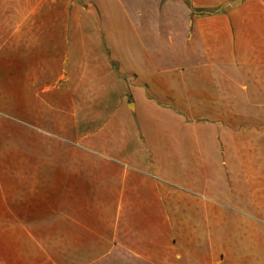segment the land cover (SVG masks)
<instances>
[{
  "label": "crops",
  "instance_id": "1",
  "mask_svg": "<svg viewBox=\"0 0 264 264\" xmlns=\"http://www.w3.org/2000/svg\"><path fill=\"white\" fill-rule=\"evenodd\" d=\"M27 1L0 0V264H264V0Z\"/></svg>",
  "mask_w": 264,
  "mask_h": 264
},
{
  "label": "rangeland",
  "instance_id": "2",
  "mask_svg": "<svg viewBox=\"0 0 264 264\" xmlns=\"http://www.w3.org/2000/svg\"><path fill=\"white\" fill-rule=\"evenodd\" d=\"M26 3L28 2L27 0H25ZM37 1V2H36ZM71 1L74 0H59L57 1V7L59 10H61L60 12H62L63 17L66 18L69 14L70 11V5H71ZM76 1V0H75ZM163 1V0H160ZM13 0H10V3H12ZM30 4H31V8L32 11H34V13L36 14L35 18H46L51 16L55 10L52 7H46L43 6V4L45 2H47V0H29ZM54 3L56 1H53ZM59 2V3H58ZM38 3V4H37ZM159 7L161 8V5H159ZM33 24V22H32ZM46 24H49V21L46 22ZM55 26H52V28H54ZM60 27H56V29H59ZM62 29L65 28V21H63ZM1 41V40H0ZM55 41V37H49V40L47 41V44L49 46L53 45ZM32 45V44H31ZM33 46V45H32ZM47 47L48 50H51L50 47ZM44 47H31L28 49V52L26 54H23L21 52H13L12 50L10 51V83L12 82H17L19 75L21 74L22 68L26 65H30L32 63H35V61H37L38 56L41 54L43 55V58L45 59L46 55L43 54V52L41 51ZM47 50V49H46ZM48 53V51H47ZM62 57V54H52L51 56H48L49 59V66L52 67L53 71H59V62L60 59ZM4 60H5V53L2 51L0 52V89H4L5 87V67H4ZM47 66V67H49ZM56 66V67H55ZM49 71V70H47ZM21 151V150H19ZM4 148H0V156H4ZM15 155H21L20 152H17V150H11L10 151V156H15Z\"/></svg>",
  "mask_w": 264,
  "mask_h": 264
}]
</instances>
